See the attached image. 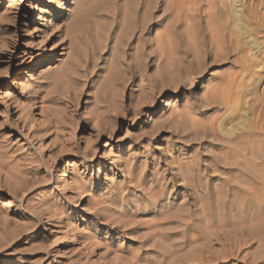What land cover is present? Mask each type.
I'll use <instances>...</instances> for the list:
<instances>
[{
	"label": "rangeland",
	"instance_id": "obj_1",
	"mask_svg": "<svg viewBox=\"0 0 264 264\" xmlns=\"http://www.w3.org/2000/svg\"><path fill=\"white\" fill-rule=\"evenodd\" d=\"M172 23L177 53L161 43L157 74L138 49ZM44 51L51 57L37 64ZM240 132L261 152H242V171L227 154ZM158 183L164 196L174 189L179 217L158 226H170L158 237L171 251L161 264L196 253L188 214L205 189L208 200L225 197L231 241L252 242L245 262L225 264H264V239L247 228L264 223V0H0V264H125L113 249L154 228L155 204L142 199ZM247 208L258 212L245 227ZM112 219L141 229L116 233Z\"/></svg>",
	"mask_w": 264,
	"mask_h": 264
},
{
	"label": "bare ground",
	"instance_id": "obj_2",
	"mask_svg": "<svg viewBox=\"0 0 264 264\" xmlns=\"http://www.w3.org/2000/svg\"><path fill=\"white\" fill-rule=\"evenodd\" d=\"M63 10H64V8H62L61 9V12H63ZM175 14V13H174ZM173 14V15H174ZM175 16V15H174ZM153 18V17H152ZM174 19H175V17H174ZM174 21V20H173ZM164 22V17H155V20H154V24H162ZM169 29V28H168ZM146 30H148V28L146 27V25H142V27H140V34H139V36L138 37H142L143 35H144V33H145V31ZM213 31V30H212ZM169 32V35L168 36H156L154 39H152V40H147V37H146V39H143V45L142 46H139V52H140V54L142 55V57H144L145 56V54L147 55V56H149L152 60H153V62H154V66H155V68H156V70L157 71H155L157 74L158 73H161L162 71H164V74H165V69L164 70H162L164 67H163V62H164V56H163V54L161 53L162 51H161V48H160V46L162 45L161 43H164V41H166L167 42V40H169V41H173L172 43H174L173 45H174V51L177 53V26L175 25V23H172L171 24V28H170V30L168 31ZM220 36V35H219ZM144 37V36H143ZM142 37V38H143ZM140 41H141V39H139ZM181 40V39H180ZM141 43V42H140ZM155 43V44H154ZM171 43V44H172ZM138 45H141V44H138ZM191 45V44H190ZM148 46L149 47H151V49H150V51H147V48H148ZM138 47V46H137ZM175 52H173V53H175ZM144 55V56H143ZM166 55V54H165ZM172 55V54H171ZM51 57V53H49V51H44L43 53H42V55L39 57V59H38V63L37 64H40V63H42V62H44V61H46V60H48V58H50ZM149 57H146L145 59H146V61H147V58H149ZM175 58H176V56H175ZM174 59V58H173ZM149 60V59H148ZM143 61H144V64H145V60L142 58V64H143ZM151 61V60H150ZM179 61V60H178ZM177 59H174L173 60V68H172V70H171V73H173V76H175V75H177V73H179L178 75H181V73L183 72L184 73V70L185 69H183V67L181 66H179L178 64H177ZM140 62V61H139ZM170 61H168V64H166V65H169V64H172L171 62L169 63ZM150 63V62H149ZM152 64V63H151ZM150 64V65H151ZM182 64V63H181ZM139 65L141 66V64L139 63ZM146 65H147V63H146ZM178 65V66H177ZM33 66H35V64L33 65ZM143 66V65H142ZM170 66V65H169ZM139 67V66H138ZM134 68V67H133ZM133 68H132V71H133ZM136 69H138L137 67L136 68H134V70H135V72H136ZM139 69H142V68H140L139 67ZM167 70H168V67L166 68ZM171 69V68H170ZM143 70V69H142ZM145 70V69H144ZM148 70V69H147ZM138 71V70H137ZM155 72H153V75H154V73ZM181 72V73H180ZM138 73H140V75L141 74H143V71H141V72H138ZM148 73V72H147ZM156 73H155V75H156ZM170 74V72H166V75H164L163 77L165 78V77H169V76H167V74ZM145 74V73H144ZM149 75V74H148ZM163 75V74H162ZM162 75L160 74V76H159V78L160 77H162ZM231 75V74H230ZM142 76V75H141ZM138 77V76H137ZM149 77V76H148ZM152 77H155V76H152ZM151 77V80L152 79H154V78H152ZM163 77H162V79H163ZM170 77H172V76H170ZM173 78V77H172ZM176 78H177V76H176ZM142 79H143V77H142ZM146 79V78H145ZM156 79V78H155ZM161 79V78H160ZM168 79H170V78H167V80ZM233 79V78H232ZM135 80V79H134ZM139 80H141V79H139ZM138 80V81H139ZM144 80V79H143ZM147 80H150V79H147ZM153 81V80H152ZM156 81V80H155ZM158 81V80H157ZM160 81H162V80H160ZM170 81V80H169ZM232 81V80H231ZM141 82H143L142 80H141ZM164 82V81H163ZM162 82V83H163ZM167 83H168V81H166ZM171 82V81H170ZM174 82H175V80H174ZM177 82V81H176ZM140 83V82H139ZM147 83V82H146ZM149 83V82H148ZM150 83H151V81H150ZM156 83H158V82H156ZM155 82H153L152 84H156ZM161 82H160V84H162ZM145 84V83H144ZM172 84H175V83H173L172 82ZM171 84V86H173ZM157 85V84H156ZM164 85H170L169 83L168 84H164ZM177 85V84H176ZM142 86H143V83H142ZM155 86V85H154ZM163 86V85H162ZM161 86V87H162ZM170 86V87H171ZM169 87V86H168ZM177 87V86H176ZM175 87V88H176ZM151 88H153V86L151 87ZM156 88V87H155ZM155 88H153L154 90H155ZM163 88H165V86H163ZM212 88V87H211ZM158 89H161L160 88V86H158ZM220 89H221V87H220ZM219 89V90H220ZM140 90V89H139ZM145 90V89H144ZM154 90H153V92H154ZM162 90V89H161ZM160 90V91H161ZM148 91V90H147ZM160 91H158V93L160 92ZM146 92V91H145ZM144 92V93H145ZM149 92H151V91H149ZM147 93V92H146ZM145 93V94H146ZM214 93V92H213ZM221 93V92H220ZM141 95L143 94V92L141 91V93H140ZM147 94H149V93H147ZM147 94H146V96H147ZM153 94V93H152ZM142 96H144V95H142ZM142 96H140L139 95V100H142V99H140ZM146 96H144L143 98H144V100H145V97ZM157 96V95H156ZM152 98H153V96H151ZM150 98V97H149ZM148 99V97H146V100L148 99V100H150L151 102H152V104H154V99H155V97H154V99ZM145 100V101H146ZM147 100V101H148ZM142 102V101H141ZM229 102V101H228ZM138 103V102H137ZM140 103V102H139ZM138 103V104H139ZM142 104V103H141ZM140 105V104H139ZM139 105H136V106H139ZM147 106L149 105L148 103L146 104ZM151 105V104H150ZM141 106V105H140ZM138 108V107H137ZM143 110V109H142ZM133 111V110H132ZM131 111V112H132ZM173 111V110H172ZM141 112V111H140ZM175 112V111H174ZM138 112H134V114L135 115H138L137 114ZM177 113H178V111H177ZM183 113V112H182ZM133 114V115H134ZM133 115H132V117H133ZM179 115V114H178ZM174 116H176V115H174ZM135 117H137V116H135ZM134 117V118H135ZM179 118V117H178ZM172 119H176V121H177V118H175V117H172ZM166 120H169V119H166ZM172 121V120H171ZM168 122V121H167ZM170 122V121H169ZM188 123V122H187ZM172 124H174L173 123V121H172ZM190 125V124H189ZM199 126V125H198ZM190 127H192V126H190ZM208 127V126H207ZM211 127V126H210ZM177 128V127H176ZM185 128H186V126H185ZM212 128H213V130L212 131H215L214 129H215V126L213 127L212 126ZM183 129V128H182ZM181 129V130H182ZM187 129H189V128H187ZM186 129V131L188 132V130ZM102 132H104L103 130H101ZM182 131H184V130H182ZM181 131V132H182ZM185 131V132H186ZM205 131H206V129H205ZM100 132V131H99ZM107 132V131H106ZM208 133H210L209 131H208ZM218 133V132H217ZM100 134H101V132H100ZM204 134H205V132H204ZM198 139V138H197ZM219 139V138H218ZM243 139H244V136L241 134V132L240 133H237L234 137H233V142H234V144L233 145H231V146H229L227 149H228V152H227V154H228V156H232L233 158H235L236 160H235V165H236V168L238 169V171L239 170H241L242 171V169H243V167H244V165L242 166V164H243V162L241 161V158L240 159H237V158H239L241 155H242V152H244V151H246V152H248L249 154H250V157H251V159L253 160V159H255L257 156H258V154L259 153H261L260 152V150H259V147H258V142H257V140H255L256 138H254V139H252L251 140V142L249 143L250 145H248V144H245L244 145V141H243ZM250 139H251V137H250ZM245 140V139H244ZM249 140V139H248ZM63 142V141H62ZM227 144H228V142H227ZM69 149V148H68ZM84 151V150H83ZM85 154V153H84ZM226 155V154H225ZM57 156V155H56ZM57 157H59V156H57ZM231 157V158H232ZM243 157V156H242ZM226 158V157H225ZM232 158V159H233ZM54 159V158H53ZM225 160V159H224ZM227 160V159H226ZM256 160V159H255ZM220 161V160H219ZM228 161V160H227ZM233 161H234V159H233ZM242 162V164H241V162ZM244 161V160H243ZM247 162V161H246ZM48 163V162H47ZM220 163V162H219ZM222 163H223V161H222ZM226 164H228L227 162H225ZM230 164H232L231 162H229ZM248 163V162H247ZM253 163V162H252ZM183 167V166H182ZM228 167V166H227ZM185 169H189L190 167L189 166H185L184 167ZM207 168V167H206ZM248 168V167H247ZM250 168V167H249ZM257 168V167H256ZM127 169V168H126ZM171 169V168H170ZM169 169V170H170ZM173 170V169H172ZM171 170V171H172ZM170 171V172H171ZM183 171V170H182ZM181 171V172H182ZM209 171H210V169H209ZM131 172V171H130ZM185 172V171H184ZM188 173V172H187ZM251 173V172H250ZM22 174V173H21ZM182 174V173H181ZM185 174V173H184ZM171 175H173V174H171ZM183 175V174H182ZM175 176H177V175H175ZM178 176H179V174H178ZM174 177L172 176V178H171V180L173 179ZM238 178H239V176H238ZM177 179V178H176ZM169 180V179H168ZM174 180V179H173ZM156 181V180H155ZM170 181V180H169ZM227 181V180H226ZM253 181H255V176H254V178H253ZM257 181V180H256ZM158 182H159V180H158ZM168 182V181H167ZM153 183V182H152ZM196 183V182H195ZM225 183V182H224ZM262 183V182H261ZM181 184V183H180ZM203 185V184H202ZM206 185V184H205ZM242 185V184H241ZM256 185V184H255ZM175 186V185H174ZM173 186V187H174ZM189 186V185H188ZM194 186V185H193ZM201 186V185H200ZM176 187H177V185H176ZM204 187V186H203ZM143 188V187H142ZM193 188V187H192ZM200 188V187H199ZM252 188H254V187H252ZM150 189L151 190H148V194H146L145 193V195H144V197H143V199L142 200H144L145 201V203H147V202H150V203H153V204H155V207H154V209L151 211L152 213H154V215L156 216H154L155 217V221H153V223H151V224H148V225H150V226H152V227H154L153 229L151 228L150 230H147L146 231V233H145V235H142V236H140L141 234H139V236L138 237H132V238H129V240H128V243H121V244H117L116 245V248L115 249H113V252H114V254H115V259L117 260L118 259V261H122V262H124L125 264H141V260H145V261H147L148 263L149 262H153L154 264H161L160 263V260L161 259H164L167 255H169L170 254V250H169V247H165V245L163 244V241H160L159 239L160 238H158L159 236H161V235H164L166 232H167V230H164V229H168V230H170V226H169V228H164V226H163V228L164 229H162V227L161 228H159L160 226V224H162V223H164L165 221H177V208L176 209H173L174 208V206H176V203H177V200H176V198L175 197H172L173 195H174V189L173 190H171V192H170V194L169 195H167V196H164V194H165V192H167V190H168V186H164L163 184H161L160 185V183H158L157 185H153L152 187H150ZM172 189V188H171ZM194 189V188H193ZM195 189H197V188H195ZM255 189V188H254ZM258 189V188H257ZM202 190H203V188H202ZM208 189H205L204 190V192L202 193L203 195V197H205L203 200H202V198H200L201 197V194H200V200H201V202H202V207H199L198 205H197V207H199V208H197L196 206V208L197 209H195V210H193V211H191V213L190 214H188L189 216V218L192 220H190L191 222L190 223H188V228L189 229H193V230H195L196 231V233H194L192 236H190V234H189V236H190V238H187V240L190 242V243H192V245H193V243H195V244H197V246H196V253L195 254H193L192 256H191V254H192V252L194 251V250H192L191 251V254L187 257H184V258H180L179 260L177 259V261L175 260L174 261V259H173V262H172V264H225L226 262H227V260H229L230 258H232V259H234V260H238V262L239 261H242V260H240L241 258L243 259L245 256L242 254V256L240 255L241 254V252H242V246H243V244L244 245H247V243L248 242H243V240L244 239H241V238H244L245 237V239H246V237H247V235H244L243 236V233H242V231L244 230L242 227H240L239 228V226H238V228H239V230H240V232L242 233V236L243 237H241V236H239V237H236V236H234V237H236L235 239H234V237H232L234 240H233V242L231 241L232 239H230L229 238V223H231L230 222V220H229V215L230 214H228V206L226 205V203H225V197H222V196H220L219 194V196L217 195V197L215 196V198H213V199H210V200H208L209 198V194H208V191H207ZM253 190V189H252ZM256 190V189H255ZM254 190V191H255ZM150 191V192H149ZM190 191V190H189ZM198 191V190H197ZM251 191V190H250ZM258 191V190H257ZM192 192V191H191ZM199 192V191H198ZM219 192V191H218ZM194 193V192H193ZM223 193V192H222ZM222 193H220V194H222ZM257 193V192H256ZM197 194V193H196ZM212 194H214L213 192H212ZM199 195V194H198ZM225 195V194H224ZM251 195V194H250ZM253 195H254V193H253ZM258 195V194H257ZM190 196V195H189ZM191 196H193V195H191ZM213 196V195H212ZM256 196V195H255ZM255 196H254V198H255ZM195 197H197V196H195ZM194 197V198H195ZM249 197V196H248ZM258 198H259V195L257 196ZM261 197H262V195H261ZM193 198V197H192ZM193 198V199H194ZM208 198V199H207ZM252 199V198H251ZM197 200V199H196ZM200 200H198V202L200 201ZM247 200V199H246ZM256 200V199H255ZM163 201H166V202H164L163 203ZM237 201V200H236ZM258 201V200H257ZM197 202V201H196ZM204 202V203H203ZM247 202V201H246ZM258 203V202H257ZM192 204V203H191ZM199 204V203H198ZM114 205V204H113ZM136 205H137V207H141L142 205L138 202V203H136ZM145 205H147V204H145ZM180 206V205H179ZM194 206V205H193ZM201 206V205H200ZM245 206V205H244ZM185 207V206H184ZM194 207V208H195ZM185 209V208H184ZM232 209V208H231ZM248 210L247 211H245L241 216H242V218H241V221H242V219H243V222H242V225H244L245 226V224H247L246 222H245V220H247L248 218H249V215H250V213L252 214V216L253 215H255L257 212H258V210H257V208H255V211H253V210H250L249 208H247ZM180 210H181V208H180ZM188 210H189V212H190V209L188 208L186 211H187V213H188ZM184 211V210H183ZM180 212V211H179ZM231 212V211H230ZM184 213H186L185 211H184ZM186 213V214H187ZM255 213V214H254ZM112 214V213H111ZM181 215V214H180ZM183 215V214H182ZM181 215V216H182ZM184 216V215H183ZM182 216V218H184L185 220H184V222H186V218H188L187 216L185 217H183ZM240 217V216H239ZM256 217V216H255ZM157 218V219H156ZM181 218V217H180ZM152 219V220H153ZM251 219V218H250ZM258 219V217L256 218V220ZM112 220H114V219H112ZM178 220H179V217H178ZM181 220V219H180ZM183 220V219H182ZM259 220H261V219H259ZM110 221H111V219H110ZM126 221V220H125ZM233 221H235V220H233ZM240 220H239V222H241ZM249 221V220H248ZM247 221V222H248ZM253 221V220H252ZM114 223L115 222H117L116 223V225H114V226H112V228L113 229H115L114 231L116 232V233H118V232H120V231H127L128 233H132V232H134V231H140V229H141V225L140 224H138L137 226H133V227H129V223H127V222H124V221H120V219H119V221H117V220H114L113 221ZM112 222V223H113ZM152 222V221H151ZM178 222V221H177ZM183 222V221H182ZM188 222V221H187ZM251 222V221H250ZM140 223V222H139ZM175 223V222H174ZM238 223V222H237ZM165 224V223H164ZM180 224V223H179ZM248 224H249V222H248ZM247 224V225H248ZM251 224L253 225H251L252 227H247V225L245 226V227H247L248 228V230L250 231V235L252 234L253 236L251 237V239L253 240V239H260L261 240V242L263 241L262 239H264V237H262V233L264 232L263 231V229H264V223H263V225H262V223H261V227H258V226H256L255 224H253V222H251ZM258 224H260V223H258ZM134 225V224H133ZM233 225H235V227H232V229L233 228H235V229H238L237 228V225L235 224V222H234V224ZM239 225V224H238ZM255 225V226H254ZM107 226H111V224H108ZM159 226V227H158ZM182 226H183V224H182ZM182 226H181V228H182ZM186 226V225H185ZM231 226V225H230ZM240 226H241V224H240ZM263 227V228H262ZM228 228V229H227ZM243 230H242V229ZM247 228H245V229H247ZM183 229V228H182ZM188 229V230H189ZM231 229V228H230ZM188 230H186V234H188L187 233V231ZM239 230H237L238 232H239ZM242 230V231H241ZM184 231V230H183ZM182 231V232H183ZM228 231V232H227ZM232 231H234V230H232ZM247 231V230H246ZM249 231H247V232H249ZM231 232V231H230ZM139 233V232H138ZM235 234H236V232H234ZM244 233H246L245 231H244ZM184 234V233H183ZM232 234H233V232H232ZM247 234V233H246ZM249 234V233H248ZM262 234V235H261ZM232 236V235H231ZM63 237V236H62ZM183 237V236H182ZM250 237H248V238H250ZM186 239V238H185ZM256 239L254 240V241H256ZM182 240V239H181ZM184 240V239H183ZM228 240H230V241H228ZM187 241V242H188ZM244 241H246V240H244ZM247 241H251L250 239H248ZM230 242V243H229ZM260 242V243H261ZM227 243H229V245L231 244V246H229V249H225V248H227V247H225L226 245H227ZM246 243V244H245ZM250 243H252V242H249L248 244H250ZM259 244V243H258ZM213 245H221L222 246V251H219V249L217 250H215L213 247ZM252 244H250V246H251ZM260 245V244H259ZM262 245V244H261ZM135 246V247H134ZM172 247V246H171ZM246 247V246H245ZM112 248H113V246H112ZM112 248H109L110 250L112 249ZM221 248V247H220ZM243 248H244V246H243ZM92 249V248H91ZM108 249V250H109ZM258 249V248H257ZM173 252V251H172ZM195 252V251H194ZM193 252V253H194ZM190 253V252H189ZM189 253H187V254H189ZM175 254V253H174ZM186 254V255H187ZM260 254V253H259ZM257 255V254H256ZM173 256V255H172ZM185 256V255H184ZM241 256V257H240ZM183 257V256H182ZM175 258H177V257H175ZM231 259V260H232ZM246 259V258H245ZM245 259H244V261H242V262H245ZM261 259V258H260ZM117 261V262H118ZM253 261V260H252ZM161 262H162V260H161ZM120 263V262H119ZM144 263H146V262H144ZM143 263V264H144ZM171 263V262H170ZM122 264V263H121ZM249 264H252L251 262L249 263Z\"/></svg>",
	"mask_w": 264,
	"mask_h": 264
}]
</instances>
